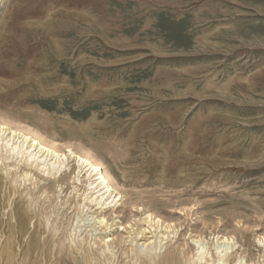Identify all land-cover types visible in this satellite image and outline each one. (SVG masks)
I'll return each instance as SVG.
<instances>
[{
	"label": "rangeland",
	"instance_id": "374dc122",
	"mask_svg": "<svg viewBox=\"0 0 264 264\" xmlns=\"http://www.w3.org/2000/svg\"><path fill=\"white\" fill-rule=\"evenodd\" d=\"M2 121L103 163L126 206L176 226L167 251L193 253L201 236L214 256L211 238L224 235L230 264L258 260L264 0H0ZM70 182L62 195L41 183L48 198L28 204L0 189V264L82 263L66 232Z\"/></svg>",
	"mask_w": 264,
	"mask_h": 264
},
{
	"label": "bare ground",
	"instance_id": "6f19581e",
	"mask_svg": "<svg viewBox=\"0 0 264 264\" xmlns=\"http://www.w3.org/2000/svg\"><path fill=\"white\" fill-rule=\"evenodd\" d=\"M5 122L0 123V189L20 194L18 198L28 204L24 196L31 200L45 194L48 198L46 186L40 184L51 180L57 186V194L62 195L67 189L65 181L70 177L68 190L73 193L75 204L66 232L73 237L70 252L78 262L111 264L121 252L131 264H144L145 260L148 264H182L183 260L190 261L189 264H230V257L237 250L233 239L224 235L212 237L214 256L209 251V239L201 236L191 240L196 246L193 253L190 247L184 249V246L167 251L164 247L174 238L176 226L149 209L143 210L134 203L126 206L123 189L103 163L88 152H74L70 148L63 151L56 142L35 130L12 128ZM118 171L127 184V173L121 168ZM21 215L27 221V211H22ZM116 234L117 237H113ZM256 243L259 250L256 262L248 263L246 255L241 253L231 264H264V237L258 238ZM62 246L59 244L60 249ZM128 247L130 250L125 252Z\"/></svg>",
	"mask_w": 264,
	"mask_h": 264
}]
</instances>
